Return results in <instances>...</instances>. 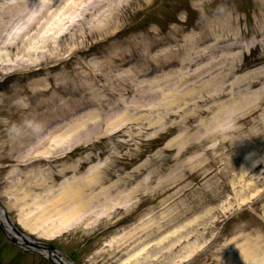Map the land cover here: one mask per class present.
Instances as JSON below:
<instances>
[{
    "label": "rangeland",
    "instance_id": "374dc122",
    "mask_svg": "<svg viewBox=\"0 0 264 264\" xmlns=\"http://www.w3.org/2000/svg\"><path fill=\"white\" fill-rule=\"evenodd\" d=\"M198 1L149 0L145 4L142 0H134L138 4L135 6L133 3L132 7L138 10L129 13L122 25L114 23L115 29L109 34L92 37L88 29L91 18L82 14L75 17L77 11L71 0H0L1 7L10 4L11 11L14 12L13 18L8 19V30L2 31L11 50L6 44L2 45L6 47L5 50L0 49V79L5 77L1 70L6 72L35 65L51 66L55 61L63 62L72 54L76 55L77 48L90 50V56L84 61H91L95 68L97 61L100 63L104 58L99 55L100 51L113 44L115 38L123 40L133 33L143 35L145 31L152 32L161 39L163 36H173L176 30L181 36L198 33L189 29L188 25L192 24L206 29L209 27L203 26L204 24L215 29H230V38L239 37L242 46L255 45L250 51L244 48L239 54L237 62L241 64L261 56L264 19L260 16L264 0L257 2L262 5L257 9L254 0H204L200 4ZM154 5L158 8H152ZM215 9L216 11H211ZM216 18L221 22L216 24ZM31 19L33 20L28 22ZM24 25H31L28 34L34 35L36 30L38 36L28 40V36L32 35L23 34ZM11 29L13 30L10 32ZM197 29L198 27L194 28ZM210 42L213 43V39L208 43ZM125 53L129 51L126 50ZM107 54L112 55L113 51ZM204 63L205 61L202 64ZM263 65L264 63L256 65L252 70L245 69L241 73H256L254 70H259ZM77 71L75 76L68 73L56 76V72L51 76H56L55 79L41 76L37 77L40 80L32 82L21 79L8 81L0 86V203L7 207L12 221L18 223L28 234L53 241L59 250L78 264H229V256H226L228 250L241 244L245 234L255 233L253 229L243 225L248 224L246 220L236 221L241 215L248 218L245 213L248 211L242 209L259 202L256 211L261 215V205L264 206V93L259 91L264 80L250 90L251 93L245 96L242 103L222 109L226 110V117L214 121L210 116L216 112L215 106H211V114L197 117L196 121L202 120L209 130L222 135L210 138L211 141L206 146L211 148V153L207 156L209 163L207 157L205 160L199 152L197 157L195 152L192 153L193 158L185 157L192 164V169L200 174L199 177L190 179L194 186L193 196L190 204L184 203L189 212L163 230L165 225L162 221L168 213L163 205L155 206L151 203V199L159 194L154 193L156 188L150 191L137 187L141 176L126 185V191L135 187L137 192H133L131 203L122 208L99 206V201L93 199L89 201L90 209L87 207L79 215L68 216L66 211L69 210L64 205H58L57 200L75 184L76 180L71 177L87 176L90 166L109 164L107 169L113 177L105 185L111 184L116 175L120 177L121 172H125L121 167L126 163H129L126 165L128 172L138 166L142 156L136 159L133 155L139 150H146L143 152L146 156L152 154L170 135H160L141 146L140 142L149 137L155 138L158 133L157 129L150 130L148 134L133 138L126 155L113 161L109 157L110 151L101 154V148L110 141H117L120 132H126L125 118H121V126L118 124L107 134L103 131L98 132L103 134H98L96 130L88 129L84 132L79 130L84 134L78 132L75 137H67L62 133H55L56 129L51 133V125L39 132L35 129L28 132L25 127H19L21 136L26 137L19 138L23 141L21 144L18 139L13 138L18 126L11 127L10 122L16 120L25 123L26 127L35 126L34 119L39 110L48 112L49 116L52 111L59 114L72 109L74 115H60L56 121V124L64 123V132L71 123L80 122L79 119L76 120L77 116L90 111L84 106L96 101L97 84L95 78L86 72L79 68ZM117 72L120 73V69L114 74ZM146 77L144 79L150 78ZM26 88L31 93L26 95ZM7 94H11V99L8 104H2ZM196 100L197 98L193 99L194 104ZM224 102L225 98L222 97L216 104L222 106L225 105ZM197 107L205 110L208 105L200 104ZM232 117L238 122H232ZM137 125L133 124V136L140 134ZM237 125H241V131L234 130ZM12 138L16 140L10 142ZM69 141L73 145L69 152H65L69 153L63 159L66 165L63 161H35L45 155L41 152L45 148H49L51 156H54L51 159H55L58 155L55 148L67 147ZM42 142H45V148H40ZM89 155H94L93 160L88 164L81 163ZM131 156L133 157L129 162ZM66 167L77 170V173L72 174V170L67 171ZM143 174L145 175L144 172ZM87 193V196H91L94 191ZM77 204L73 202L71 209L76 208ZM240 210L243 213L239 214ZM176 211L181 212L182 207ZM225 228L227 230L224 233L222 231ZM168 235L173 237L169 238ZM217 236V242H213ZM167 238L169 242L165 244ZM0 239L8 241L1 232ZM212 244L216 248L208 255L205 249ZM167 246L174 247L171 255L164 252ZM17 252V249L10 247L0 248V260H3L0 264H51L38 253L26 252L15 260Z\"/></svg>",
    "mask_w": 264,
    "mask_h": 264
},
{
    "label": "bare ground",
    "instance_id": "6f19581e",
    "mask_svg": "<svg viewBox=\"0 0 264 264\" xmlns=\"http://www.w3.org/2000/svg\"><path fill=\"white\" fill-rule=\"evenodd\" d=\"M73 8L77 11V15L75 17H79L81 14L88 15L89 18V31L91 36H105L110 33L111 30L115 29L114 23L118 26L120 22H122V18L126 17L123 15L124 6L127 3H131L130 0H74ZM80 3V4H79ZM79 4V5H78ZM5 8V7H4ZM13 14L9 8L0 9V49H6L4 44L7 45V48L11 50V45L6 43V36L2 34V31L6 29L8 30V20L7 18H13ZM29 20L28 22L32 21ZM93 20H96L93 25L91 24ZM24 22V21H23ZM16 23V22H15ZM39 23V20H38ZM25 24V23H24ZM21 26V25H20ZM31 25L23 27V34H28ZM14 28V27H13ZM22 28V26H21ZM13 29L10 30V32ZM35 34L32 36H28V40L34 39V37L38 36V31L35 30ZM211 35V30L202 31L198 34H194L190 37H184L180 35V33H175L173 37H167V43L170 46V54L166 52L168 49L164 48L161 51L160 55L154 54L150 55V52L153 50L156 45V41L158 37H152L150 35H145L143 38L139 40H133V42H128L126 44V49L129 50V53L126 55V51H122L120 47H117V50L114 51L112 55L105 56L104 60L97 64L98 77L101 81L100 86L96 89V104H97V114L93 117L87 118V120L83 123V127L85 129L94 127L95 129L108 128L115 124L119 117L129 118L130 122L133 123L138 119H142L141 126L148 130L153 127V122L151 120L152 116L155 114H159L162 116L160 124L164 122L165 118H176L180 116L181 113L183 115L177 122L173 123L169 130L177 131L180 130V134L178 139L181 144L187 143L191 138L197 137L198 145H188L186 148H179L178 151L174 154V165H176L172 171L178 168L179 170L170 174V179L166 181H170L168 186L162 195L161 200L155 202V205L161 206L163 205L166 208V212L168 213L167 217L164 219L163 224L166 227H169L170 224L179 218L185 217L186 207L184 201L191 196L192 186L189 184H184L183 174L188 167V161H181L183 154L187 153L190 149H195L198 146L204 145L205 142L208 141L209 138L214 137L217 133H213V131L206 129L205 124L199 122L197 124L192 125V117L196 116V114L200 111L196 110V112L192 115L188 113H184L188 107V104L185 102L189 92V86L187 82L190 78L189 73L184 70V68L189 66H194L195 63L198 62V58L203 56V53L206 51L203 49L190 51V48L193 46H197L202 43L208 35ZM182 40V45L179 41ZM188 49H184L187 47ZM120 46V45H118ZM140 46V47H137ZM174 46H178V50L174 48ZM218 50L216 46H210V49ZM241 45L237 41H232L230 44L223 46L222 49L225 50L223 54L219 56V58L215 59L207 63L203 68L194 71V76H203L209 70L217 67V70L213 75L206 76L205 81L200 84H196L193 88L194 91H199V94H202L198 97L196 102H206L215 99L217 95L220 94H228V101L233 106L241 103L243 100V95L249 94V90L258 83L259 80L264 79V67L257 71V73L244 74V76L237 77L236 74L239 70H242L244 66H240L236 63V57L232 53L233 50L240 49ZM29 52H31L28 49ZM120 51V52H119ZM262 52L264 53V44L262 47ZM29 55L30 53H25ZM164 54V55H163ZM264 54L261 58L263 59ZM133 63L132 67L127 70V72L123 74H115L112 75V72H115L116 68L125 67ZM167 67H175L174 69L169 70L168 72H161V79H155L153 81L147 82L146 80H141L140 77H145L148 74H151L152 71L160 70L158 68H167ZM206 71V72H205ZM172 73V76H177V80L174 81L170 79L168 74ZM250 75V78L247 76ZM233 76V79L230 78ZM158 77V76H157ZM254 77L256 79H254ZM163 79L164 82L161 80ZM230 80V81H229ZM169 82V83H165ZM216 90L218 93H216ZM260 92H264V86L260 88ZM29 92V91H28ZM194 96V95H193ZM128 97H131L132 100L130 102L127 101ZM192 97V95L190 96ZM62 114H66L65 111ZM132 115V116H130ZM219 118V114L215 116V119ZM167 120V119H165ZM232 122H237V119L232 117ZM158 121L155 122L157 125ZM40 125H45L46 122L39 121ZM241 125H237L235 129L241 130ZM58 132L59 128H56ZM78 131V129L76 128ZM59 133V132H58ZM81 133V132H79ZM77 136V133H73ZM72 134V135H73ZM84 134V133H81ZM71 136V135H69ZM127 141H122L120 143H115L116 146H125L127 145ZM104 168L97 169L95 172L91 171L90 175L85 177V179H81V181L76 182V188L71 192L67 193L65 196L61 198L62 200L67 201H79L80 205L77 206L75 212L81 211L82 207L86 205L85 203L90 200L95 199L97 201H101V194L103 198L102 191L97 192L91 197H86V189L94 188L103 183L110 178V175L104 174ZM159 173L158 169H152L148 172V178L141 182V185L144 187H148L150 185L151 179ZM139 174L138 171L135 172L134 177ZM128 181H124L120 179L113 187L105 188L104 199H106V203H111V201H118L119 206H124L126 203H130L132 200L133 192H125L126 184ZM118 186L121 191H118L117 194L113 197L108 196L115 189L114 186ZM91 190V189H90ZM89 200V201H88ZM112 205V207L114 206ZM182 207V211H175L178 208ZM78 211V212H77ZM165 211L163 212L165 214ZM263 217H264V208H263ZM253 223L254 221L251 220ZM250 222V223H251ZM0 224H2L3 228H5L7 233L14 235L11 230L10 224L4 218V214H2L0 210ZM261 227V225L258 223ZM264 230V229H263ZM260 228H256V233L254 234H245L244 240L241 245L235 247L237 253L231 252L228 257L229 264H264V232ZM150 236V235H149ZM169 238H172V235H168ZM18 241L21 244H24L20 237H17ZM169 238L165 244H168ZM174 247L167 246L164 252L168 255L173 253ZM44 256L50 257V259L58 264H72L66 257H64L59 252L49 253L48 251L38 250Z\"/></svg>",
    "mask_w": 264,
    "mask_h": 264
}]
</instances>
